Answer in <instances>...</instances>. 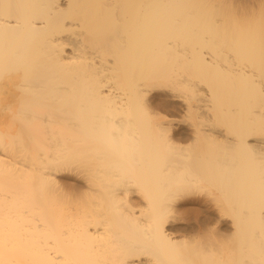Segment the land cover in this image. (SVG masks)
<instances>
[{"label": "bare ground", "instance_id": "bare-ground-1", "mask_svg": "<svg viewBox=\"0 0 264 264\" xmlns=\"http://www.w3.org/2000/svg\"><path fill=\"white\" fill-rule=\"evenodd\" d=\"M0 148V264H264V0H0Z\"/></svg>", "mask_w": 264, "mask_h": 264}, {"label": "rangeland", "instance_id": "rangeland-1", "mask_svg": "<svg viewBox=\"0 0 264 264\" xmlns=\"http://www.w3.org/2000/svg\"><path fill=\"white\" fill-rule=\"evenodd\" d=\"M160 92L159 91H154V95L155 94H159ZM156 105V104H155ZM165 106L164 107H161V106H159V105H157V106H154V109L155 110H157L158 109V111L163 115H171V116H173V117H176V118H179L180 116H181V113L179 112V111H177V113H176V111L175 112H173L172 114H170V112L168 111V109L167 108H165ZM168 112V113H167ZM8 148H0V154L4 157V156H7V153L9 152L8 150H7ZM63 174L64 175H78V174H81V173H79L78 171H64L63 172ZM34 175V174H33ZM63 178V177H62ZM69 190V189H68Z\"/></svg>", "mask_w": 264, "mask_h": 264}]
</instances>
